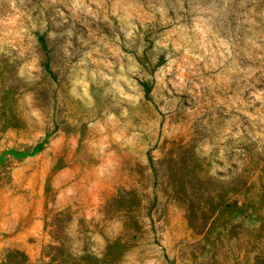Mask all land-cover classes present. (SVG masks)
<instances>
[{"label":"rangeland","instance_id":"obj_1","mask_svg":"<svg viewBox=\"0 0 264 264\" xmlns=\"http://www.w3.org/2000/svg\"><path fill=\"white\" fill-rule=\"evenodd\" d=\"M0 230V264H264V0H0Z\"/></svg>","mask_w":264,"mask_h":264},{"label":"crops","instance_id":"obj_2","mask_svg":"<svg viewBox=\"0 0 264 264\" xmlns=\"http://www.w3.org/2000/svg\"><path fill=\"white\" fill-rule=\"evenodd\" d=\"M5 237V239H4ZM4 239V240H3ZM14 244H15V236L13 233H9L7 235H2V232L0 230V251L3 249V247H7L10 246V247H14Z\"/></svg>","mask_w":264,"mask_h":264}]
</instances>
